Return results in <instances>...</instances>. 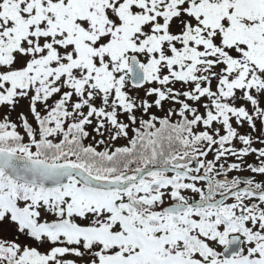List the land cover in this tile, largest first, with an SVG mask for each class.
Wrapping results in <instances>:
<instances>
[{
  "label": "snow or ice",
  "instance_id": "6c2138e0",
  "mask_svg": "<svg viewBox=\"0 0 264 264\" xmlns=\"http://www.w3.org/2000/svg\"><path fill=\"white\" fill-rule=\"evenodd\" d=\"M0 264H264V0H0Z\"/></svg>",
  "mask_w": 264,
  "mask_h": 264
}]
</instances>
